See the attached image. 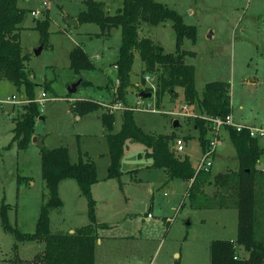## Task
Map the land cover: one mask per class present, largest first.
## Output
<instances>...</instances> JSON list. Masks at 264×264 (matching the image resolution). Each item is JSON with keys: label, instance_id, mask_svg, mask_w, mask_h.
Wrapping results in <instances>:
<instances>
[{"label": "rangeland", "instance_id": "obj_1", "mask_svg": "<svg viewBox=\"0 0 264 264\" xmlns=\"http://www.w3.org/2000/svg\"><path fill=\"white\" fill-rule=\"evenodd\" d=\"M96 1L114 8L113 12L109 10L110 15H115L123 6V0H109L112 5L116 3L114 7L110 2L105 3L106 0ZM157 1L177 11L186 25L197 28V40L184 38L182 51L193 53L188 54L186 63L196 67L200 95L208 83L229 82L234 120L264 128V0ZM84 2L19 0V6L28 10L29 24L36 23L32 10L40 12L35 16L38 20H44V12H48L52 21L50 45L40 55L36 54L43 45L40 33L27 30L22 34L24 52L30 55L28 70L39 86L37 97L45 90L48 98L41 106L42 118L36 122V137L40 142L33 140L27 151H21L13 142L14 118L28 101L24 88L19 91L12 82H0V99L16 96L23 102L0 104V264H17L20 259L19 264H33L36 255L45 249L44 243L18 242L14 233L4 230L1 219L5 203L14 227L23 233L36 232L42 206L48 199L42 175L43 146L67 147L73 162L89 155L97 165L99 178L106 176L92 188L97 221L109 226L98 231L102 242L96 246V264H211L212 242L237 238L238 210L232 207L193 209L182 181L168 182L163 169L149 168L153 160L145 156L148 149L141 143L128 142L122 158L121 179H109L110 150L101 120L103 111L78 120L72 108L82 100L114 108L115 132L122 128L124 106L120 104V109L119 105L112 104L113 89L119 84L115 64L122 46V32L100 36L102 30L97 24L70 25L69 19L77 20L87 9ZM140 33L141 37L152 38L166 53H177V33L171 20L156 27L143 24ZM77 46L85 49L96 70L83 71L81 75L74 73L70 53ZM143 68L138 55L132 73L133 85L127 92L129 104L135 107L137 123L147 132L175 133L184 141L192 137L188 142L186 139L182 154H189L197 166L203 158L200 132L195 129L196 118L201 114L186 102L183 89L178 90L176 99L166 96L161 107L157 106L155 96L143 99L141 91L153 86L155 90L157 86L154 76L149 80L147 76L143 83ZM82 79L90 84H82L76 93L70 94L69 89ZM46 83L51 84L49 90L44 88ZM183 102L188 107H181ZM153 109L158 113H152ZM176 121L180 122L179 127H175ZM218 134L214 127L208 132V137L218 136L221 142L226 139L217 147L213 159L214 176L234 170L237 164L229 131L220 129ZM260 145L264 148V138ZM259 167H264V155ZM214 189L208 190L212 197ZM60 196L64 207L51 213L53 233H71L90 223L88 200L82 196L76 180L65 181L60 187ZM15 244H18L17 251ZM240 256L247 258L248 253L242 250Z\"/></svg>", "mask_w": 264, "mask_h": 264}, {"label": "trees", "instance_id": "obj_2", "mask_svg": "<svg viewBox=\"0 0 264 264\" xmlns=\"http://www.w3.org/2000/svg\"><path fill=\"white\" fill-rule=\"evenodd\" d=\"M87 9L82 11L77 20L79 24H97L102 33L110 36L113 29L122 32V46L115 64L118 72V87L114 93L113 106L122 104L123 124L115 132L117 122L115 111L93 100H82L73 105V110L84 116L103 110L101 120L107 131L110 165L108 178L121 179L122 158L128 142L141 143L147 147L146 157L153 160V167L163 169L168 182L180 180L190 183L187 197L193 209L201 208H236L238 210V236L232 240H216L211 244V264H264V170L258 164L264 154L260 139L251 137L248 130L241 132L227 127L230 140L236 150L239 162L237 171L229 170L213 177L212 171L197 173L188 156L177 153L175 133L165 135L145 131L135 118V107L127 99L128 89L133 85L132 73L139 55L142 64V81L147 76L156 78V89L147 88L140 92L152 93L156 104L161 107L166 96L179 97L183 89L184 98L194 106L201 116L196 118V127L200 132L203 154L210 145L208 132L213 129L209 119L226 118L232 114L231 84L217 81L206 84L203 92H198L196 67L186 63L190 52L182 51L183 40L189 37L197 40V28L188 26L177 11L157 0H124L123 6L115 15H108L104 3L85 0ZM28 10L19 6V0H0V82H12L20 91L24 88L27 104L14 118L13 142L19 150L27 151L36 137V122L42 118L41 105L36 102L39 87L28 70L30 55L24 52L21 32ZM45 19H36L34 30L41 36V44L50 45V15L44 12ZM171 20L177 33V53H166L164 48L150 37H141L143 24L156 27ZM71 69L81 75L83 71L96 70V65L84 48L77 46L70 53ZM82 84L90 82L82 79ZM44 88L49 90L50 83ZM109 88V86H107ZM187 140L190 137L186 138ZM42 175L48 189V199L42 206L35 233H23L9 220V206L3 203L1 208L2 225L5 231L14 233L18 242L44 243L43 252L36 255L33 264H96V246L98 231L109 228L108 224L98 223L96 201L92 196V187L100 179L98 168L89 155L78 162L71 160L70 151L65 146L54 149L41 147ZM134 172V171H133ZM66 180H76L82 196L88 200L90 223L73 233H53L51 213L62 209L64 201L60 196V185ZM214 186L216 192L209 195L207 187ZM202 198V201H198ZM201 200V199H200ZM214 200V201H213ZM263 219V222H262ZM263 230V232H262ZM18 250V244H15ZM244 250L248 257H241ZM21 261L18 260L19 264Z\"/></svg>", "mask_w": 264, "mask_h": 264}, {"label": "built area", "instance_id": "obj_3", "mask_svg": "<svg viewBox=\"0 0 264 264\" xmlns=\"http://www.w3.org/2000/svg\"><path fill=\"white\" fill-rule=\"evenodd\" d=\"M47 4V2H46ZM35 16L38 14L36 12L33 13ZM147 79L149 80L150 77H147ZM153 88H155V86H153ZM48 95L47 92L44 90L43 92L39 93L36 102L39 103L41 106L44 102L47 101ZM4 103H9V104H23L22 100L18 101L16 96H13L12 99L8 98L7 100L5 99H0V104H4ZM28 103V102H27ZM119 105L120 104H116ZM115 105V106H116ZM122 108V105L120 107V109ZM114 110V108H112ZM153 113H158L157 109H153L150 110ZM181 116V114H178ZM187 116V115H186ZM184 116V117H186ZM209 121L212 122L214 130L216 132L217 135H219V130L220 129H226L227 127H233L235 129H237V131L241 132L243 130H248L250 132L251 137H255V138H264V129L263 128H255L252 126H247V125H241L235 122L233 115H228L226 118H216V119H209ZM221 144V140L219 139L218 136H211L210 137V145L208 147V149L206 150V152L203 154V158L199 161L196 170L197 173L201 172V171H210L212 169L213 166V159L216 156V150L217 147ZM175 149L177 151V153L182 154L185 151V141L182 138H178L176 139L175 142ZM149 217H151V215L149 214Z\"/></svg>", "mask_w": 264, "mask_h": 264}, {"label": "crops", "instance_id": "obj_4", "mask_svg": "<svg viewBox=\"0 0 264 264\" xmlns=\"http://www.w3.org/2000/svg\"><path fill=\"white\" fill-rule=\"evenodd\" d=\"M111 1V0H110ZM109 0H106V2L105 3H109L110 2ZM123 3H124V0H123ZM110 4H111V2H110ZM114 4L116 5V3L115 2H113V5L111 4V6H113L114 7ZM45 5H48V2H47V4H46V2H45ZM104 6H105V11H106V13L108 14V15H110L109 13H110V11L109 10H111L112 12L114 11L113 9H110L109 7H107L106 6V4H104ZM107 7V8H106ZM119 10V9H118ZM117 10V11H118ZM34 12H36V13H38V14H40V12H38V11H35V10H32V13H34ZM32 16H33V14H32ZM34 18H35V20L37 19L35 16H33ZM77 19V18H76ZM35 24L36 23H34V24H32V23H28V21H25V23H24V27H25V30H23L22 32H21V41H22V34L25 32V31H27V30H34V27H35ZM41 42V41H40ZM23 45V44H22ZM116 67V66H115ZM183 100H184V98H183ZM184 103V102H183ZM184 106H186V107H188V105L186 104V103H184V104H182V106L181 107H184ZM103 111V110H102ZM137 111H139L138 109H137ZM103 113V112H102ZM153 113V112H152ZM81 119V116H79L78 115V120H80ZM236 122V121H235ZM238 122V124H241V125H247V126H252V127H255V128H263V127H258V126H256V125H253V124H250V122H247V121H245V120H238L237 121ZM236 122V123H237ZM179 125H180V122H179ZM179 127V126H178ZM195 129L197 130V128L195 127ZM264 129V128H263ZM165 135H169V134H165ZM177 135V134H176ZM178 136V135H177ZM186 138V137H185ZM192 137H190V139H191ZM178 139V138H177ZM182 139H184V138H182ZM226 139H225V137L223 138V140H222V142L221 143H224V142H226L225 141ZM261 140V139H260ZM185 141H186V139H185ZM187 142H188V140H187ZM186 142V143H187ZM128 145V144H127ZM261 146V145H260ZM147 152H148V150H147ZM184 156H188L189 158H190V155L189 154H183ZM264 155V154H263ZM236 156H237V154H236ZM236 156H235V160L237 161V159H236ZM190 160H191V158H190ZM261 161V160H260ZM259 164H260V162H259ZM259 164H258V169L259 170H264V167H262V168H260L259 167ZM194 167L196 168L197 166L196 165H194ZM149 168H154L153 167V163H151V165L149 166ZM238 168H239V162L237 161V164H236V166L234 167V170L233 171H237L238 170ZM99 171V170H98ZM135 171H137V170H134V172ZM98 175H99V173H98ZM216 176V175H215ZM214 175H213V177H215ZM106 176H104V177H100L99 179H100V181H102V179H104ZM107 177H108V175H107ZM66 181H68V180H66ZM65 182V181H64ZM64 182H62L61 183V185L64 183ZM173 182V181H172ZM183 182V181H182ZM101 183V182H100ZM100 183H97V184H95L93 187H95V186H97L98 184H100ZM172 184H174V183H172ZM61 185H60V187H61ZM182 186H184V187H186V196H187V193H188V188L190 187V183H186V182H183L182 184H181ZM92 187V188H93ZM212 188H215L214 186H210V187H207V189H206V191H207V193L209 194V191L208 190H212ZM214 190H216V188L214 189ZM214 190H213V192H214ZM169 220V219H168ZM52 222V221H51ZM169 222V221H168ZM105 224H107V223H105ZM51 227H52V224H51ZM74 232V230H72L71 231V233H73ZM238 236V235H237ZM237 239V238H236ZM236 239H233L232 241H234V240H236ZM98 242H102V240L100 239Z\"/></svg>", "mask_w": 264, "mask_h": 264}, {"label": "water", "instance_id": "obj_5", "mask_svg": "<svg viewBox=\"0 0 264 264\" xmlns=\"http://www.w3.org/2000/svg\"><path fill=\"white\" fill-rule=\"evenodd\" d=\"M68 21H69V24L72 25V26H74V27H78V26H79V22H78V20H70V19H69ZM117 32H118L117 29H113V30H112V34H116ZM43 49H44V45H42L39 49L36 50V54H37V55H40L41 52L43 51ZM80 85H82V80L79 81L76 85H73V86L69 89V93H70V94H74V93H76L77 90H78V87H79ZM140 96H141L143 99H150V98L153 97V94H152V93L142 92V93L140 94ZM174 125H175V127H178V126H179V121H176V122L174 123Z\"/></svg>", "mask_w": 264, "mask_h": 264}]
</instances>
